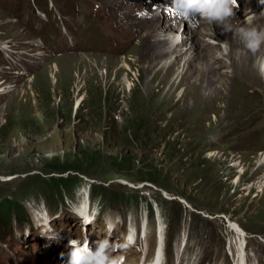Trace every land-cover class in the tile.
Returning <instances> with one entry per match:
<instances>
[{"label":"rangeland","instance_id":"rangeland-1","mask_svg":"<svg viewBox=\"0 0 264 264\" xmlns=\"http://www.w3.org/2000/svg\"><path fill=\"white\" fill-rule=\"evenodd\" d=\"M145 9L0 0V264H68L70 240L95 250L129 234L125 264H234L230 222L249 264H264V120L234 124L228 86L195 103L194 79L154 67L169 57L155 55ZM77 192L95 215L87 230L70 212Z\"/></svg>","mask_w":264,"mask_h":264},{"label":"bare ground","instance_id":"bare-ground-1","mask_svg":"<svg viewBox=\"0 0 264 264\" xmlns=\"http://www.w3.org/2000/svg\"><path fill=\"white\" fill-rule=\"evenodd\" d=\"M148 2L151 10L147 22L154 27V32H157L152 36L149 35L148 38L154 42L157 57L162 59L169 57L161 64L154 63V67L162 65L161 68L168 71L178 70L177 77L184 85H187L188 80L194 79L191 89L194 91L195 103L199 102L197 95H200L201 91L204 95L202 100L207 103L215 99H224L226 93L222 90L227 91L225 86H228L230 91L225 108L230 114L227 117L233 119V123H241V125L263 121L264 76H261L258 71L257 60L264 59V44L254 53L247 49L233 33H223L221 27L216 25L202 23L200 27L193 30L185 24L180 28L182 22H175L171 18L164 21L163 25L160 22L163 12L153 11V8L154 6L163 8L167 4H158V0H148ZM238 3L237 19L244 23L245 17H253L254 14L251 24L258 29H264V16H261L264 5H260L259 0H238ZM178 30H182L178 40L177 35H168L177 33ZM220 78L225 84H221ZM216 82L221 84L219 88ZM204 92H207V97ZM80 103L81 99L77 101L76 109ZM263 164L264 161L260 165ZM260 187H264V182H260ZM228 229L236 236H234V242H230L229 248L234 264H249L251 259L246 255L244 248L246 242L244 231L239 225L231 222ZM217 252L220 256H224L222 251ZM68 254L61 253L60 260L67 261Z\"/></svg>","mask_w":264,"mask_h":264},{"label":"clouds","instance_id":"clouds-1","mask_svg":"<svg viewBox=\"0 0 264 264\" xmlns=\"http://www.w3.org/2000/svg\"><path fill=\"white\" fill-rule=\"evenodd\" d=\"M260 5H264V0H259ZM239 10L238 0H172L171 5L163 8L154 6L153 11L163 12L175 22H183L190 29H197L202 23L221 27L223 33H233L241 43L252 52H256L264 44V29H258L251 24L253 17H245L244 23L236 17ZM137 15H149L145 9ZM264 16V12L261 13ZM172 36V33L168 34ZM179 39V36H176ZM257 68L261 76H264V59L257 60ZM70 209L72 215L81 221L83 230H87L88 225H93L95 215H89L85 210V203L79 198ZM108 231H113V225L106 222ZM56 238L54 232L48 236ZM134 244L131 234L125 240L111 242L110 237L96 241L95 250L90 246L88 239L69 241L71 248L68 254V264H125L122 252ZM63 256V254H62Z\"/></svg>","mask_w":264,"mask_h":264},{"label":"trees","instance_id":"trees-1","mask_svg":"<svg viewBox=\"0 0 264 264\" xmlns=\"http://www.w3.org/2000/svg\"><path fill=\"white\" fill-rule=\"evenodd\" d=\"M131 161V160H130ZM134 161H132L133 163ZM72 170L76 173H83L79 168H72ZM148 172V171H147ZM143 178L147 179L150 182H155L152 178L149 177V175H145ZM10 218V204L8 202H5L0 205V223L3 220H9Z\"/></svg>","mask_w":264,"mask_h":264}]
</instances>
